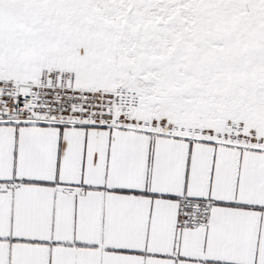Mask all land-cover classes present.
Returning <instances> with one entry per match:
<instances>
[{
	"label": "snow or ice",
	"instance_id": "obj_1",
	"mask_svg": "<svg viewBox=\"0 0 264 264\" xmlns=\"http://www.w3.org/2000/svg\"><path fill=\"white\" fill-rule=\"evenodd\" d=\"M0 264H264V0H0Z\"/></svg>",
	"mask_w": 264,
	"mask_h": 264
}]
</instances>
